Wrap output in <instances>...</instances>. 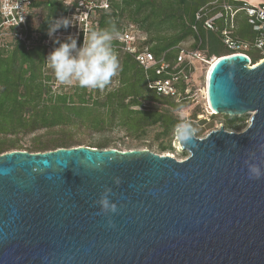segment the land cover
<instances>
[{
    "label": "water",
    "instance_id": "obj_1",
    "mask_svg": "<svg viewBox=\"0 0 264 264\" xmlns=\"http://www.w3.org/2000/svg\"><path fill=\"white\" fill-rule=\"evenodd\" d=\"M206 100L249 124L195 133L196 147L177 130L182 160L82 144L0 154V264H264V177L244 163L264 164V58L218 57ZM108 188L115 227L96 203Z\"/></svg>",
    "mask_w": 264,
    "mask_h": 264
},
{
    "label": "trees",
    "instance_id": "obj_2",
    "mask_svg": "<svg viewBox=\"0 0 264 264\" xmlns=\"http://www.w3.org/2000/svg\"><path fill=\"white\" fill-rule=\"evenodd\" d=\"M243 3L242 0H115L109 10L99 12L97 30L115 23L120 32L127 20L139 34L140 47L148 46L157 57L164 56L172 64L180 47L199 48L208 56L218 57L241 52L255 63L264 57L258 48L254 46L249 52L234 51L223 40V29L231 28L235 40L254 45L258 32L253 29ZM34 5L43 13L38 27L43 38L50 23L64 14L66 7L59 0H38ZM225 5L238 10L233 27ZM199 12L205 13L200 19ZM218 12L224 14L215 21L218 30L208 29L205 21ZM190 38L191 45H182ZM53 44L59 46L55 39ZM113 49L121 66L118 87L103 94L100 89L93 91L76 85L72 91L56 94L52 91L51 82L56 80L45 59L48 55L45 45L39 42L27 48L25 43L15 41L12 47L0 48V154L81 145L68 128L76 123L104 130L108 122H117L136 137L145 136L150 128L157 127L158 139L165 138L160 144L161 150L172 148L174 131L181 123L175 112L190 101L185 91L190 85H181L183 96L180 98L159 94L148 87L146 71L129 53L114 46ZM150 75L154 77L155 73L151 71ZM218 118L228 130L239 131L246 126V115L213 113L200 122L207 123V128L212 130L217 128ZM189 124L195 128L194 123ZM195 129L199 136L201 131ZM30 135V140L23 142ZM110 145L109 140L89 144L99 148H110Z\"/></svg>",
    "mask_w": 264,
    "mask_h": 264
},
{
    "label": "built area",
    "instance_id": "obj_3",
    "mask_svg": "<svg viewBox=\"0 0 264 264\" xmlns=\"http://www.w3.org/2000/svg\"><path fill=\"white\" fill-rule=\"evenodd\" d=\"M37 1L0 0V47L8 45L6 41L10 38V42L21 41L27 48L40 42L47 47L48 54L55 48L54 38L50 37L48 33L46 37L42 38L39 26L33 24L34 12L37 8L34 4ZM59 1L65 4L66 10L64 14L55 19L69 17L73 25L67 29L63 27L58 29L54 37L66 39L69 35L77 36L79 47L83 41V35H87L90 30H97L99 12L109 10L115 0ZM243 4L253 29L258 32L254 45L264 52V0H261L258 5L247 1H244ZM225 9L230 13L231 26L233 27L234 16L238 10L231 5H225ZM204 14L199 12L197 18L200 19ZM223 16V12H218L214 17L205 21V26L210 30H218L215 21ZM119 33V37L114 38V48L129 53L146 71L148 87L162 95L182 97L181 85L183 83L189 85L195 62L210 63L211 56H208L204 50L180 47L175 64H172L164 56L157 57L148 46L140 47V37L133 25L124 27ZM222 34L224 43L229 49L243 51V46L246 43L235 40L231 36V28H224ZM151 71L155 73L154 77L150 75ZM185 91L188 93L189 88H186ZM210 111L212 112L211 109Z\"/></svg>",
    "mask_w": 264,
    "mask_h": 264
},
{
    "label": "clouds",
    "instance_id": "obj_4",
    "mask_svg": "<svg viewBox=\"0 0 264 264\" xmlns=\"http://www.w3.org/2000/svg\"><path fill=\"white\" fill-rule=\"evenodd\" d=\"M73 25L69 17L54 19L49 25L48 35L55 39L59 46L55 47L45 58L54 73L55 80L60 85H78L82 89H100L108 86L114 76L121 70L118 56L113 49V40L119 37L120 33L115 23H111L107 28L100 30H90L87 35H83V41L78 47V37L69 35L65 41H60L54 37L60 28L67 29ZM75 53V54H73ZM219 63V62H217ZM215 67V65L213 66ZM232 73H228L231 80ZM227 103V101H224ZM179 139L182 142L196 147L194 137L196 129L188 123L178 125ZM45 167H49V162H43ZM247 175L249 179L259 180L264 177V164L260 162H249L245 160ZM99 168L100 165L97 164ZM35 171V169H34ZM114 184H121L120 177L113 178ZM111 189H105V193L96 202L99 206V213L107 217L109 227H115L111 214L118 212V205L110 199Z\"/></svg>",
    "mask_w": 264,
    "mask_h": 264
},
{
    "label": "rangeland",
    "instance_id": "obj_5",
    "mask_svg": "<svg viewBox=\"0 0 264 264\" xmlns=\"http://www.w3.org/2000/svg\"><path fill=\"white\" fill-rule=\"evenodd\" d=\"M247 1L251 4L258 5L261 0H242ZM244 5V4H243ZM43 20V13L42 10L39 8H36L34 12V18H33V24L35 26H39ZM233 24H236V18L234 16ZM131 22L125 21L124 27L131 26ZM15 41L10 42V38L7 39L6 43L8 45L1 46L0 48H9L12 47L13 43ZM193 42V39L190 38L184 42H182V45L189 46ZM253 43H246V45L243 46V50L249 52L251 49L254 48L255 45ZM222 50H224L223 46H220ZM205 52V51H204ZM48 53V52H47ZM206 53V52H205ZM260 54L264 56V52L260 50ZM217 55H212L210 62L213 59H216ZM264 58V57H263ZM263 58L259 59L258 61L262 60ZM257 61V62H258ZM255 62V64L257 63ZM210 63H203L201 61H196L195 66L192 71L191 81L189 83V96L190 101L187 102L181 109L177 110L175 113L180 119L181 123H194L193 125L195 128H197L198 131H201L199 137H204L207 135L211 128H207V123H202L200 120L208 118L213 114V112L210 111L208 107L207 100L205 98V90H206V76L207 72L210 68ZM120 83V79L118 74L113 77V80L110 82L108 86H106L105 89L101 90L103 94H105L107 91L113 90L116 87H118ZM52 91L54 93H62L64 91H72L73 86H64L58 84L57 81L51 82ZM95 91V89H92ZM192 91V92H190ZM191 93V94H190ZM246 115V126L244 129L248 126L249 120H250V113L244 114ZM222 119H216L215 122H217L216 127H219L223 123H219V121ZM208 121V120H207ZM180 123V124H181ZM224 125V124H223ZM70 128V134L73 137V139L77 140L82 145H89L93 144L95 145V142L102 141V140H109L111 142L110 148H118L121 150H128V149H150L153 152L162 154V155H171L175 158L182 160L185 159L189 155V151L182 148L178 137H177V129L174 131V136L171 140L172 148L162 151L160 148L161 142L165 139H158L157 134L159 133V128L154 127L150 128L148 133L145 136L136 137L131 134H129L128 130L125 129L123 126L118 125V123H111L108 122L105 126L104 130H95L93 126L87 125V124H73L69 125ZM242 129V130H244ZM239 130V131H242ZM32 135L27 136L25 139H23V142H27L30 140ZM165 141V140H164Z\"/></svg>",
    "mask_w": 264,
    "mask_h": 264
},
{
    "label": "bare ground",
    "instance_id": "obj_6",
    "mask_svg": "<svg viewBox=\"0 0 264 264\" xmlns=\"http://www.w3.org/2000/svg\"><path fill=\"white\" fill-rule=\"evenodd\" d=\"M218 58V57H217ZM216 58V59H217ZM216 59H213L211 62H210V65H212V63H214V61L216 60ZM205 92H206V90H205ZM213 113H214V111H212Z\"/></svg>",
    "mask_w": 264,
    "mask_h": 264
}]
</instances>
